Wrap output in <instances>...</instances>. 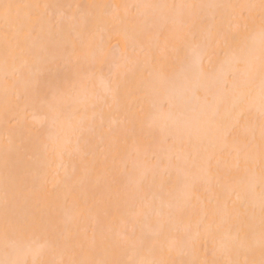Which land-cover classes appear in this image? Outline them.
Masks as SVG:
<instances>
[{
    "label": "snow or ice",
    "instance_id": "snow-or-ice-1",
    "mask_svg": "<svg viewBox=\"0 0 264 264\" xmlns=\"http://www.w3.org/2000/svg\"><path fill=\"white\" fill-rule=\"evenodd\" d=\"M0 122V264H264V0H0Z\"/></svg>",
    "mask_w": 264,
    "mask_h": 264
},
{
    "label": "bare ground",
    "instance_id": "bare-ground-1",
    "mask_svg": "<svg viewBox=\"0 0 264 264\" xmlns=\"http://www.w3.org/2000/svg\"><path fill=\"white\" fill-rule=\"evenodd\" d=\"M52 2H56V0H52ZM59 2L63 3H72V4H87V3H92V2H97V3H129V4H135V3H145V2H150V3H158L162 2V0H59ZM177 2H180V0H177ZM221 2H227V0H221ZM232 2H237V0H232ZM239 2H247V0H239ZM31 116L29 117V119ZM32 119V118H31ZM55 129L53 130V133H55ZM4 134V129L2 122H0V139H2ZM66 163L71 164V161H68L66 159ZM51 177V173H50ZM100 191V188L95 184V180L93 178V183L89 185L87 192L85 193L86 196L91 197L94 194L98 193ZM63 192L60 193L61 196H63Z\"/></svg>",
    "mask_w": 264,
    "mask_h": 264
},
{
    "label": "rangeland",
    "instance_id": "rangeland-1",
    "mask_svg": "<svg viewBox=\"0 0 264 264\" xmlns=\"http://www.w3.org/2000/svg\"><path fill=\"white\" fill-rule=\"evenodd\" d=\"M30 117V116H29ZM31 121V118L29 119Z\"/></svg>",
    "mask_w": 264,
    "mask_h": 264
}]
</instances>
